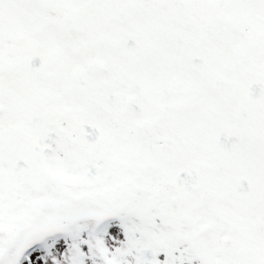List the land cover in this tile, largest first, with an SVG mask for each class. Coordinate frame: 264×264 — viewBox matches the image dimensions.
Masks as SVG:
<instances>
[{
	"label": "snow or ice",
	"instance_id": "obj_1",
	"mask_svg": "<svg viewBox=\"0 0 264 264\" xmlns=\"http://www.w3.org/2000/svg\"><path fill=\"white\" fill-rule=\"evenodd\" d=\"M0 264H264V0H0Z\"/></svg>",
	"mask_w": 264,
	"mask_h": 264
}]
</instances>
